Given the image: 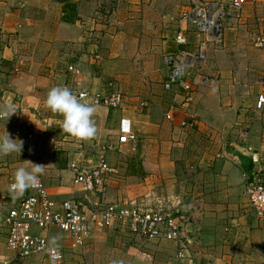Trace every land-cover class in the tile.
<instances>
[{"label": "crops", "instance_id": "0c3cea01", "mask_svg": "<svg viewBox=\"0 0 264 264\" xmlns=\"http://www.w3.org/2000/svg\"><path fill=\"white\" fill-rule=\"evenodd\" d=\"M209 1L226 9L213 60L219 70L214 78L192 73L187 78L192 87L187 95L178 86L163 89L170 68L164 57L194 53L198 45L194 29L182 18L190 8H185L187 0H141V6L134 5L138 0H101L98 5L90 0H0V68L18 69L7 79L0 78V91L5 90L6 104L14 113L13 121L0 120V136L4 128L8 134L20 129L21 136L13 139L26 145L36 138L31 126L38 125L55 148L52 176L61 189L66 183L73 190L71 164L91 169L104 156L113 172L105 176L103 197L81 190L70 196L49 192L56 203L72 199L94 210L95 204L100 208L111 205L107 204L110 199H118L112 204L125 205L144 195L149 201L159 197L163 208L175 207L180 201L181 211L189 217L184 235L195 244L192 250L197 251L198 264H264V221L253 223L242 209L247 206L243 193L254 165L243 171L233 157L223 153L224 145L232 144L263 160L264 108L257 111L255 105L257 97L264 96V46L256 49L252 39L264 38V0H246L238 11L229 8L231 0ZM180 34L187 37L183 45L175 41ZM161 38H167L162 67H141L139 59L154 42L162 43ZM68 67L79 75L68 72ZM148 71L153 73L150 78L143 76ZM109 83L120 90L125 104L119 109L95 106L97 131L89 140L68 138L60 129L61 117L44 107L53 87L70 85L97 93L108 92ZM4 105L0 102V107ZM129 132L137 134L138 141L119 145L120 135ZM28 134L33 135L31 140ZM182 150H196L200 155L197 183L178 172ZM131 151L130 157L124 155ZM132 166L139 170L133 171ZM11 183H0V190L15 204L26 192L13 199L8 191ZM79 192L85 199L78 197ZM113 192L112 198L109 194ZM102 198L106 203L100 202ZM45 235L49 245L62 248L66 261L76 264L66 253L83 248L86 241L83 247L69 250L67 237L64 247L55 242V237L62 236L59 232L51 230ZM206 244L212 253L206 252ZM173 245L152 241L148 245L155 257L152 264H179ZM5 253L4 240L0 254ZM34 256L48 264L45 255ZM25 259H14L11 264Z\"/></svg>", "mask_w": 264, "mask_h": 264}, {"label": "built area", "instance_id": "2783aa9c", "mask_svg": "<svg viewBox=\"0 0 264 264\" xmlns=\"http://www.w3.org/2000/svg\"><path fill=\"white\" fill-rule=\"evenodd\" d=\"M245 3L246 0H231L229 8L238 11ZM224 17L225 11L221 3L191 0V6L183 13L182 18L194 29L198 45L194 53L164 57L166 64L171 63L167 80L163 84L165 91L178 86L187 95L190 94L192 87L187 78L202 69L208 44L220 41ZM186 38V35L180 34L175 41L183 45L186 43ZM253 46L256 49H262L264 38L254 37ZM67 71L79 75L78 70L73 67H68ZM65 87H68L82 103L109 109H119L125 104L124 96L112 83L107 85L109 93L106 91L91 93L86 90H77L70 85ZM1 95H5V90L1 92ZM263 108L264 96L259 95L255 109L262 111ZM185 125L182 123L181 127ZM9 135L10 138L19 137L21 131L12 129ZM26 138L31 140L33 135L28 134ZM68 138L71 137L68 136ZM137 141V134L131 132L120 135L118 139L119 145H134ZM252 164L254 168L249 175L250 182L246 185L245 194L250 208L258 218L263 219L264 159L254 154ZM70 169L74 174L71 184L73 189L89 194L99 192L103 188L105 176L113 172L103 155L99 157L97 165L91 169H82L75 164H71ZM11 184L8 186V191L12 195ZM25 192L26 195L17 203L10 204L0 190V229L5 231L6 252L0 254V264H11L14 259H25L34 255H45L48 264H70L65 260L62 248L49 245L45 235L47 232L55 230L63 238L67 237L69 250H75L84 246L92 230L96 233L116 232L122 229L121 227H125L133 238L146 241L161 240L176 244L178 248L176 258L186 262L190 243L184 237V227L189 222V217L181 211L180 201L175 207L167 208L148 205L146 201H134L125 205L111 204L101 208L95 204L94 210H87L82 203L72 199L56 203L40 178L36 187ZM35 230L40 233L36 234ZM134 257L146 264H152L153 261L152 255L141 250L136 251ZM187 263L193 264L192 259Z\"/></svg>", "mask_w": 264, "mask_h": 264}, {"label": "rangeland", "instance_id": "374dc122", "mask_svg": "<svg viewBox=\"0 0 264 264\" xmlns=\"http://www.w3.org/2000/svg\"><path fill=\"white\" fill-rule=\"evenodd\" d=\"M91 2H96L98 5V3H100L101 0H90ZM141 0H138V2H136V4L134 5H138L141 6ZM209 1V0H207ZM222 5V4H221ZM102 4L100 5L101 8ZM128 6H133L128 4ZM149 6H151L149 4ZM160 6V5H158ZM185 8H189L191 6V0H187V5H185ZM223 6V5H222ZM224 7V6H223ZM185 10V9H184ZM224 10H226L224 8ZM187 10H185L184 12H186ZM226 12V11H225ZM230 14H235V12H231ZM226 18V16L224 17ZM222 32L224 29V19H223V25H222ZM253 38V36H252ZM160 41L162 43L158 44H152L149 48L148 51L144 52V58L143 59H139L140 60V66H145V65H151V64H159L162 67V63H163V56H164V51H163V46H165V44L167 43V38H161ZM253 41V39H252ZM164 43V45H163ZM160 50V51H159ZM162 50V51H161ZM206 55H212V58L209 57V60H207V56H206V62L204 67H202V69L200 70V75L201 76H207V77H212L214 78V75L216 74V72H218L219 68H216L213 60H215V55H216V42H211L208 44L207 49H206ZM146 62V63H143ZM204 68V73H201V71ZM18 72V69H13V68H8V69H2L0 68V78L2 79H7L9 76H11L12 71ZM143 74V73H142ZM148 75H144L143 76H147L150 78V75L153 74L150 71L147 72ZM156 74L159 76L161 73L159 70H157ZM142 78V77H141ZM144 79H146L145 77H143ZM66 85H63L62 87H65ZM5 87V86H4ZM0 89H3L2 87V82L0 84ZM116 89V88H115ZM4 91V90H3ZM117 91H120L117 88ZM2 91H0L1 93ZM8 97L2 96L0 95V102L5 106V107H9V104L7 105V101H8ZM244 102V101H243ZM7 105V106H6ZM241 108L243 109H247V107L245 106H241ZM10 121H13L14 117L10 116L9 117ZM8 119V120H9ZM20 119V118H19ZM20 121V120H19ZM22 122V121H21ZM34 131H36V138L34 141H30L28 144L23 145L20 154L17 153H13L10 154L8 156H3L0 157V183L4 186H6V181L8 182H13V177H14V172L17 168L19 167H25L26 169H31V164H40L45 166L44 168V172L42 175H40L39 177L42 178V181L44 182V185L46 187V190H48V192L51 193H66V196H70L75 195L77 190H72L70 189V187L66 186V183L63 184V186H61L63 189L61 188H57L56 184H54V182L56 181V178L52 176V167H51V160L53 158V153L55 152V148L53 147V145L51 143H49L48 138L45 137L44 135V131L40 130V127L36 124H33L31 126ZM4 135V132L1 136ZM194 141V139H193ZM196 143L198 144V140H195ZM198 146V145H197ZM132 151L130 153L126 152V154H124L126 157H130ZM182 158L180 160L183 161V164H179L178 165V172L183 174V178H186L188 181L195 179L196 183L199 182V178L200 177V169L199 166L197 165V160L200 157V155L198 154V152L196 150H187V151H181V155ZM258 156V155H257ZM263 159H264V155H263ZM130 162H128L129 165ZM133 171H138L139 168H136V166H132ZM129 171V170H127ZM252 173V172H250ZM249 173V175H250ZM181 174V176H182ZM248 175V176H249ZM55 179V181H54ZM184 180V179H182ZM194 180V181H195ZM5 182V183H4ZM105 182V181H104ZM193 182V181H192ZM132 184V183H131ZM48 186V187H47ZM132 186V185H130ZM116 186L113 184V189ZM50 189V190H49ZM112 190V189H111ZM113 191V190H112ZM78 192V191H77ZM83 192H79L78 193V197L80 199H85L84 197V193ZM99 194L94 196L95 198H98L99 195L102 197L105 194L104 191L100 190L98 192ZM118 194V193H116ZM109 196H111L112 198L114 197V192L110 193ZM243 196H245V199L247 201V197L245 192L243 193ZM142 197V198H140ZM119 198V197H116ZM136 198V197H134ZM137 199L138 201H146V203L148 205H152L155 207H162L160 203V200H158L159 197H156L153 201H149L146 200V198H148V196H138ZM118 199H110L109 202H107V204H112L114 202H116ZM101 201H104V199L102 198ZM104 203H106L104 201ZM181 203V202H180ZM247 206H243L242 209L244 211V215H248L251 217L252 222L253 223H257L259 225V223L264 221L263 219H260L256 216V214L254 213V211L250 208L248 202H246ZM129 204V203H128ZM244 204V203H243ZM242 204V205H243ZM128 206V205H126ZM163 208V207H162ZM86 209L89 210L90 208L88 206H86ZM208 213V212H206ZM257 219H256V218ZM202 221H205L204 218H201ZM262 220V221H261ZM186 227V225H185ZM184 227V229H185ZM122 229H120L119 231L116 232H109V231H105V232H101V233H93L91 234L87 240H86V244L83 248L77 250L76 252H69L67 251L66 256L67 259L70 262L76 263V264H136L137 262L135 261H139L134 257V253H136V251L141 250L142 252H146L149 253L150 255H152L153 261L152 263L155 261V257L154 254L151 251V248L148 246L150 243H152V241H146L143 239H138V238H131L132 236L127 232L125 227H121ZM35 232H38L37 230ZM185 233V230H184ZM185 237V235H184ZM191 238V237H189ZM185 239H187L186 241H188L190 244L188 245L189 249H188V255L186 257V262L184 261H180L176 258V253L178 251V248L176 246V244H174V251H175V259L177 260V262L179 264H188L187 261H190L192 259L193 264H198L197 260L195 259L194 254L197 251H193V247L195 246V244L193 245V243L185 237ZM4 240H5V233L3 230L0 229V251L3 249L4 246ZM140 241V242H138ZM55 242L56 244L60 245V246H64L67 247L68 246V242L61 237H55ZM158 244V243H155ZM210 246L206 244L205 249L206 252H213V249H209ZM199 252V251H198ZM33 258L30 259H25V260H21L19 262H17V264H45L42 260L41 257H35L32 256ZM134 260V261H133ZM142 264H146L144 262H141ZM199 264H201V262H199Z\"/></svg>", "mask_w": 264, "mask_h": 264}, {"label": "clouds", "instance_id": "9594fccd", "mask_svg": "<svg viewBox=\"0 0 264 264\" xmlns=\"http://www.w3.org/2000/svg\"><path fill=\"white\" fill-rule=\"evenodd\" d=\"M44 107L52 114L61 117V131L76 140L86 141L96 134V126L93 115L96 111L94 105L82 103L68 87L56 86L51 88L44 101ZM14 113L9 107H0V120L8 121ZM23 142L10 138L5 131L0 136V157L13 153L20 154ZM31 164V169L19 167L14 172L13 183L10 191L13 199L23 196L24 192L38 185L39 176L43 174L45 166Z\"/></svg>", "mask_w": 264, "mask_h": 264}, {"label": "water", "instance_id": "95a60500", "mask_svg": "<svg viewBox=\"0 0 264 264\" xmlns=\"http://www.w3.org/2000/svg\"><path fill=\"white\" fill-rule=\"evenodd\" d=\"M168 67L171 63L167 64ZM223 153L226 156L233 157L237 165L243 170L247 171L252 163L253 153L249 152L247 149H242L232 144H225L223 147Z\"/></svg>", "mask_w": 264, "mask_h": 264}, {"label": "trees", "instance_id": "16d2710c", "mask_svg": "<svg viewBox=\"0 0 264 264\" xmlns=\"http://www.w3.org/2000/svg\"><path fill=\"white\" fill-rule=\"evenodd\" d=\"M54 158H56V155L55 154H54ZM60 166L65 167V165H60Z\"/></svg>", "mask_w": 264, "mask_h": 264}]
</instances>
